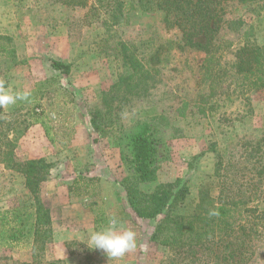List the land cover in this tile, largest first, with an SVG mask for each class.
I'll use <instances>...</instances> for the list:
<instances>
[{"label": "rangeland", "instance_id": "374dc122", "mask_svg": "<svg viewBox=\"0 0 264 264\" xmlns=\"http://www.w3.org/2000/svg\"><path fill=\"white\" fill-rule=\"evenodd\" d=\"M122 1H132L134 7L123 13L103 14L99 8H71L56 0H0V36L11 38L16 53V60L9 62L0 51V81L12 92L30 93L26 100L0 108V211L29 196L23 176L6 165L5 134L13 139L15 161L42 157L51 164L40 184V198L50 211L52 224V239L44 250L47 260L169 264L171 251L150 240L156 220L137 217L121 185L132 173L130 137L149 117L157 118L160 161L155 178L137 187L149 193L160 183L183 180L189 193L175 213L188 210L203 184L211 183L212 195L217 193V180L212 175L214 149L223 151L238 167L254 141L264 138V88L244 94L231 93L232 88L227 92L226 74L221 88L228 97L219 99L213 117L179 116L176 108L184 98L194 101L206 92L199 84L198 70L204 55L189 48L177 50V32L163 28V12H143L135 0ZM226 3L225 18L240 25V32L255 21L256 36L264 42V0ZM237 35L223 33L224 38L234 41ZM164 42L161 81L130 100L122 96L124 85L121 91H112L120 75L132 72L123 62L121 45L147 67L152 46ZM53 60L70 64L69 73L55 71ZM231 60L232 54L226 53L223 61ZM32 105L40 106L53 142L40 124H30ZM90 109L99 111L97 121L102 120V131L92 127ZM80 176L84 182L92 181L86 186L80 181L70 192L73 179ZM83 190L87 193L78 194ZM113 215L136 232L138 241L147 244L146 252L136 250L114 260L87 248L82 237L89 229L106 226ZM254 250L250 264H264V238L255 241ZM30 260L31 248L26 242L0 247V264Z\"/></svg>", "mask_w": 264, "mask_h": 264}, {"label": "trees", "instance_id": "16d2710c", "mask_svg": "<svg viewBox=\"0 0 264 264\" xmlns=\"http://www.w3.org/2000/svg\"><path fill=\"white\" fill-rule=\"evenodd\" d=\"M56 1L71 8H99L103 14L123 13L134 7L132 1L124 3L122 0ZM135 1L143 12H163V28L177 32V50L189 48L204 55L198 70L201 73L199 84L204 85L206 92L198 94L194 101L184 98L176 108L179 116L213 117L218 109L219 99L223 95L228 97L221 88L225 82V74L228 80L225 88L227 92L232 88L231 93L244 94L248 90L264 88V42L256 36L255 21L240 32V25L225 18L224 9L229 0ZM238 1L251 4L256 0ZM225 31L238 33V40L224 38ZM164 45L165 42L152 46L147 67L125 45H121L123 62L129 64L132 72L126 76L120 75L112 91L116 92V88L121 91L120 87L124 85L122 96L125 100H130L161 81L159 64L160 55L166 49ZM0 51L9 62L16 60L10 37L0 36ZM226 53L232 54L233 60L223 61ZM51 65L61 74L69 73L70 64L64 61L53 60ZM39 107H30V124H40L48 140L53 142ZM89 114L92 127L102 131V120L100 123L97 121L99 111L90 109ZM156 120L155 117H149L131 135L129 166L132 173L121 182L134 214L139 218L156 220L150 240L171 251L169 264L253 262L255 241L264 238V138L254 141L245 161L240 162L238 167L225 158L223 151L214 149L216 152L212 175L217 180V193L212 195L211 183L203 184L188 210L185 213H175L189 193L183 180L177 178L172 182L160 183L149 193L142 192L137 187L141 182L153 180L159 166L158 126L154 124ZM3 138L7 148L3 152L6 165L16 168L23 176L24 187L29 196L18 205L0 211V247H13L21 242L30 245L31 260L15 261L13 264H68L62 259L44 258L45 246L52 239V224L50 211L40 198V184L46 180L51 164L42 157L15 161L13 139L7 138L5 134ZM242 163L247 164L243 166ZM80 181L86 186L92 180L84 182L85 179L81 176L74 178L69 191L72 192L79 186ZM86 191L78 194L87 193Z\"/></svg>", "mask_w": 264, "mask_h": 264}, {"label": "clouds", "instance_id": "9594fccd", "mask_svg": "<svg viewBox=\"0 0 264 264\" xmlns=\"http://www.w3.org/2000/svg\"><path fill=\"white\" fill-rule=\"evenodd\" d=\"M29 95L28 92H12L0 81V108L6 109L18 100H26ZM82 242L88 249L101 252L114 260H120L132 251L146 252L148 247L146 243L138 241L135 231L123 226L119 217L114 215L108 218L103 228L89 229L86 237H82Z\"/></svg>", "mask_w": 264, "mask_h": 264}]
</instances>
